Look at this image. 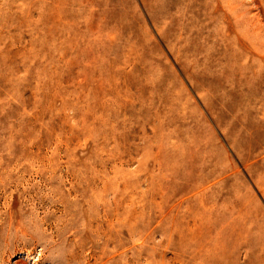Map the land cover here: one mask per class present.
<instances>
[{"label":"rangeland","instance_id":"374dc122","mask_svg":"<svg viewBox=\"0 0 264 264\" xmlns=\"http://www.w3.org/2000/svg\"><path fill=\"white\" fill-rule=\"evenodd\" d=\"M199 175L246 212L212 251L264 264V0H0V264H182ZM106 182L152 224L124 254Z\"/></svg>","mask_w":264,"mask_h":264},{"label":"bare ground","instance_id":"6f19581e","mask_svg":"<svg viewBox=\"0 0 264 264\" xmlns=\"http://www.w3.org/2000/svg\"><path fill=\"white\" fill-rule=\"evenodd\" d=\"M222 174L223 173H221L220 176ZM192 179L193 178L186 177V182L176 188V248H184L190 253L181 256L179 261L181 260L182 264H225V254L222 253L221 255H217L212 251L210 247L211 240L206 235L202 234L201 225H203L206 230L207 226L205 221H211L212 224H214V229L218 230L219 233L224 229L226 224L237 223L239 220L241 221L246 212L237 207L236 203L239 202V198L229 193L224 187L216 186L215 184L207 185L206 182H208L209 178L204 179L200 175L194 179V184L191 182ZM103 184V189L112 191V194H114L113 192H122L119 198H117L118 195L115 194L116 200L112 207L111 221H113V225L118 231H123L127 234L125 238H120L123 254L127 251L128 235L133 237L135 234L139 235L145 233V239L153 238L154 236H150L149 232L147 233L146 230V228H150L152 224L148 223L143 227L137 222V217L142 214V211H138V214L135 216L136 225L131 226L129 209L133 205V200L129 198L127 186L124 185V188H120L121 185L114 187L113 184L110 185L107 182ZM98 191L101 193V189ZM108 194L109 193H107V195ZM161 196V200L156 201L153 206H158L157 211L168 216L172 213V210H168L169 208L167 207V211L165 206L167 204H172L169 200L170 196L168 197L165 194ZM232 202H235L234 207H230L229 205ZM173 207L171 208L173 209ZM153 209L154 207L150 209V212L153 211ZM188 218L195 219L194 226L188 221ZM161 219L159 221L157 220L156 226L162 227L164 218ZM198 228H200V230H198ZM165 233L168 234V232ZM150 234L154 235L153 232H150ZM123 263L130 264L126 257L123 259Z\"/></svg>","mask_w":264,"mask_h":264}]
</instances>
